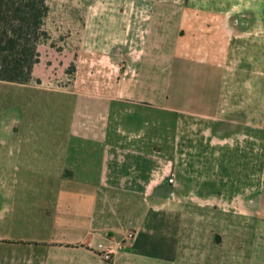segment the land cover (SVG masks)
I'll list each match as a JSON object with an SVG mask.
<instances>
[{"label":"crops","instance_id":"obj_1","mask_svg":"<svg viewBox=\"0 0 264 264\" xmlns=\"http://www.w3.org/2000/svg\"><path fill=\"white\" fill-rule=\"evenodd\" d=\"M155 1L172 9L84 0L66 48L52 49L75 67L66 90L4 82L47 98L0 108V264H105L106 241L119 248L114 264H124L136 250L149 258L148 246L165 247L161 227L179 213L171 177L181 119L214 118L235 97L237 22L235 7L219 0ZM238 91L264 97V75ZM130 232L136 239L123 251Z\"/></svg>","mask_w":264,"mask_h":264},{"label":"rangeland","instance_id":"obj_2","mask_svg":"<svg viewBox=\"0 0 264 264\" xmlns=\"http://www.w3.org/2000/svg\"><path fill=\"white\" fill-rule=\"evenodd\" d=\"M83 2L48 0L45 26L54 32V40L50 36L47 46L40 48L43 63L35 65L32 83L64 91L74 81L75 67L56 52L66 48L72 19L81 22ZM217 2L224 8L235 7L232 14L237 24L229 58L230 72L239 79L232 86L235 97L228 96L224 112L214 118L186 115L181 119L171 177L176 190L173 207L179 213L173 211L166 219L170 223L161 227L168 238L162 241L165 247L148 246L154 259L144 258L140 249L124 264L142 260L151 264H264V97L238 91L252 76L264 75V0ZM217 2L214 5L219 8ZM79 3L82 6L77 7ZM148 6L154 12L171 7L158 1ZM91 83L94 90L103 88V81ZM39 95L47 98L45 93L0 81V108L21 105L24 97ZM59 98L61 106L67 107V98ZM132 242L122 250L130 249ZM118 256L117 249L105 264H114Z\"/></svg>","mask_w":264,"mask_h":264},{"label":"trees","instance_id":"obj_3","mask_svg":"<svg viewBox=\"0 0 264 264\" xmlns=\"http://www.w3.org/2000/svg\"><path fill=\"white\" fill-rule=\"evenodd\" d=\"M49 12L48 0H0V81H31L39 46L50 40L44 28Z\"/></svg>","mask_w":264,"mask_h":264},{"label":"built area","instance_id":"obj_4","mask_svg":"<svg viewBox=\"0 0 264 264\" xmlns=\"http://www.w3.org/2000/svg\"><path fill=\"white\" fill-rule=\"evenodd\" d=\"M136 236L137 234L135 232H130L126 236L125 240L121 243V246L124 247L127 245L126 243L134 241L136 239ZM117 249H119L117 244H113L110 241H106L98 245V253L105 262L112 261L115 253L117 252Z\"/></svg>","mask_w":264,"mask_h":264}]
</instances>
